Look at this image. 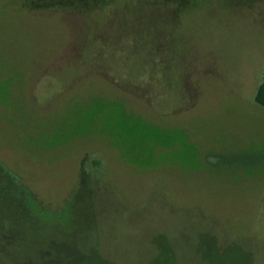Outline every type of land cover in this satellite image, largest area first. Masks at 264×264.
Here are the masks:
<instances>
[{
	"label": "rangeland",
	"instance_id": "1",
	"mask_svg": "<svg viewBox=\"0 0 264 264\" xmlns=\"http://www.w3.org/2000/svg\"><path fill=\"white\" fill-rule=\"evenodd\" d=\"M264 0H0V264H264Z\"/></svg>",
	"mask_w": 264,
	"mask_h": 264
},
{
	"label": "trees",
	"instance_id": "2",
	"mask_svg": "<svg viewBox=\"0 0 264 264\" xmlns=\"http://www.w3.org/2000/svg\"><path fill=\"white\" fill-rule=\"evenodd\" d=\"M254 101L258 105L264 106V80L257 88L256 94L254 97Z\"/></svg>",
	"mask_w": 264,
	"mask_h": 264
}]
</instances>
